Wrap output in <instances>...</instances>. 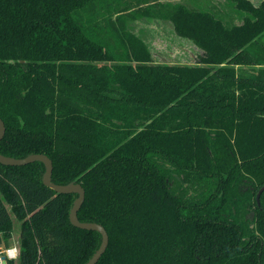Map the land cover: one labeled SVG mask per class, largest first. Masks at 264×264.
Masks as SVG:
<instances>
[{"label":"trees","instance_id":"1","mask_svg":"<svg viewBox=\"0 0 264 264\" xmlns=\"http://www.w3.org/2000/svg\"><path fill=\"white\" fill-rule=\"evenodd\" d=\"M150 1L0 0V153H45L54 182L83 185L79 219L109 235L96 264H264V66L151 64L131 29ZM162 7L206 63L249 43L231 62L264 64V11L229 30ZM44 170L0 163V247L14 215L9 264H85L101 234L71 223L77 194L44 185Z\"/></svg>","mask_w":264,"mask_h":264},{"label":"flooded vegetation","instance_id":"2","mask_svg":"<svg viewBox=\"0 0 264 264\" xmlns=\"http://www.w3.org/2000/svg\"><path fill=\"white\" fill-rule=\"evenodd\" d=\"M208 1L211 5H213H210V7H212L214 10V7H216L225 13H221L220 15L218 11H216L215 13L213 10H201L198 8H193L188 6L186 3H183V0H151L148 3H143L144 6H147V4H149L154 7L150 10L149 14L145 15L142 18L134 19L133 22H146V24H144L146 25V28L141 27L140 29H138V31L141 32V29H144V31L147 33L146 35H149L147 39L144 36L141 37L151 51L153 64L159 63L167 64L170 66L185 65L188 67L201 66L205 68H213L211 69L210 73H215L220 68H227L232 66L236 69L237 74L240 76L252 74L254 71L256 73V70L254 69H258L260 68V66H264V64L258 63V61L250 64H233L231 62L233 57L245 50L249 43L238 49L231 57L227 58L222 63H206L205 60L208 57V48L194 41V39L190 38L189 36L180 33L177 30L176 25L171 17L163 15L164 13H162V6L173 11L174 7L176 8V6L184 5L191 10H196L203 14L211 15L214 20L218 22L219 26H222L225 29L232 30L236 26H244L246 24L247 19L254 15V12H252L251 10L253 7L260 9V11H264V0ZM133 2L135 3L134 0ZM218 25H216V27H218ZM194 49L196 50L195 59L193 61L186 60L188 57H192L191 52ZM261 49H263V47ZM261 53H264V51L262 50ZM257 201L259 202L260 198L258 200L257 197ZM246 217L250 220H253L255 218V211H249ZM251 226L253 227L254 224H251Z\"/></svg>","mask_w":264,"mask_h":264},{"label":"water","instance_id":"3","mask_svg":"<svg viewBox=\"0 0 264 264\" xmlns=\"http://www.w3.org/2000/svg\"><path fill=\"white\" fill-rule=\"evenodd\" d=\"M191 56H192L191 58L188 57V59L186 60L193 61L195 59L196 56L195 49L191 52ZM202 66H207V65H202ZM5 134H6V125L5 122L2 120V118L0 117V141L4 138ZM36 161L42 162L45 166V170L42 176V181L44 185L51 187L57 193L77 194V197L75 198L70 210L69 218L71 223L81 229L94 230L101 234V242L98 249L94 252L91 258L85 263V264H96L108 247L109 235L107 230L101 223H98L96 221H82L79 219L78 211L80 210L86 195V191L83 185L77 180H72L65 184L54 182L52 179L53 168H54L53 161L45 153H30L25 157H13L0 153V163L3 165L21 166ZM263 190H264V186L261 187L258 192V196H257L258 200ZM3 264H8L5 256L3 257Z\"/></svg>","mask_w":264,"mask_h":264},{"label":"rangeland","instance_id":"4","mask_svg":"<svg viewBox=\"0 0 264 264\" xmlns=\"http://www.w3.org/2000/svg\"><path fill=\"white\" fill-rule=\"evenodd\" d=\"M134 1H136V0H134ZM183 3H186L190 7L198 8V9H201V10H213L215 13H216V11H218L220 15H221V13L222 14L225 13V12H222L220 9H218L216 7H214L215 10L212 7H210L211 4H210V2L208 0H205V1L204 0H183ZM211 6H213V5H211ZM144 24H146V22H144V21L131 22V29L134 30V32H136V34H138V35H140L142 37L144 36L147 39V37H149V35H146L147 33L144 31V29H141V32L138 31V29H140L141 27L146 28V25H144ZM13 221H14V233H13V237H12V242L11 243L12 244H19V236H20V232H21V222L19 220H17L14 217V215H13Z\"/></svg>","mask_w":264,"mask_h":264},{"label":"built area","instance_id":"5","mask_svg":"<svg viewBox=\"0 0 264 264\" xmlns=\"http://www.w3.org/2000/svg\"><path fill=\"white\" fill-rule=\"evenodd\" d=\"M11 249H17L19 254H20V246L19 244H12L8 247H0V264H3V257L5 256L6 257V260H7V263L9 264V261L10 260H17V258L19 257V255L17 256L16 259H9L8 258V255L9 254H13V253H10L9 250ZM8 253V254H6Z\"/></svg>","mask_w":264,"mask_h":264},{"label":"clouds","instance_id":"6","mask_svg":"<svg viewBox=\"0 0 264 264\" xmlns=\"http://www.w3.org/2000/svg\"><path fill=\"white\" fill-rule=\"evenodd\" d=\"M9 252H10V253H13V254H9V255H8V258H9V259H16L17 256L19 255V252H18L17 249H11V250H9ZM6 254H8V253H6Z\"/></svg>","mask_w":264,"mask_h":264}]
</instances>
